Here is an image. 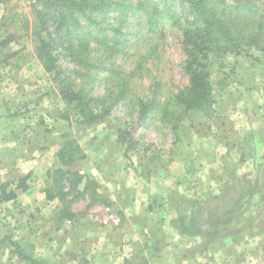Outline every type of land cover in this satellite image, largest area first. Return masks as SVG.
I'll list each match as a JSON object with an SVG mask.
<instances>
[{
    "label": "rangeland",
    "instance_id": "1",
    "mask_svg": "<svg viewBox=\"0 0 264 264\" xmlns=\"http://www.w3.org/2000/svg\"><path fill=\"white\" fill-rule=\"evenodd\" d=\"M33 1L0 0V107L5 105L9 115L4 121L16 127L14 135L23 143L21 154L29 157L19 166L8 167L9 188L16 189L20 169L24 174L28 172L27 187L18 189L14 200L0 202V264H30L18 255L16 247L27 254L26 250L34 246L35 256H49L43 261L35 258V264H85V257L76 250L83 248V241L88 245L90 237L94 240L98 230L110 234L109 246L114 254L122 241L120 233L124 226L132 222L146 224V206L151 200L156 203L159 194L168 199V204L182 210L183 206L190 209L194 206H189L183 197L199 198L200 202L208 199L209 204L212 195L222 191L225 196L218 201L219 205H236L241 201L250 209L252 219H258L264 212V50L259 53L252 50L250 56L228 53L213 59L210 66L213 111L211 114L182 111L177 117L176 131L163 124L158 129L150 124L142 127L135 115L128 116L127 130L139 140L129 145L127 141H119V126L111 117L97 124H83L75 105L60 95L52 76L36 56V38L31 32L35 18ZM236 1L227 0L230 4ZM254 3L259 8L258 16L264 19V0ZM26 19L29 27L25 25ZM12 34L15 39L11 43L1 44ZM181 36L179 29L170 26L150 34L138 46H135L138 36L135 41L125 39L123 45L111 50L115 53L114 64L120 65L118 73L109 71L99 60L106 53L99 55L97 61L102 67L92 69L90 93L94 97L103 96L111 84L114 88L123 77L128 78L133 98L150 96L158 92V87L167 94L185 87L188 77L183 68ZM127 42L130 46L126 48ZM131 47H137L138 54ZM122 109L120 102L112 113L124 117ZM65 139L80 144L84 157L75 168L86 180H92L90 189L106 203L91 205L89 197H82L84 183L75 190L68 189L75 214L72 219L60 218L63 205L55 209L56 201H52L59 200L58 197L47 204L41 198L37 207L30 202L31 192L45 188L47 182L50 184V179L42 175L45 170L60 166L56 154ZM160 200L161 203H156L159 211L156 218L163 219L161 212L166 205ZM134 205L137 207L132 211ZM106 206L117 213L122 223L125 221L122 230L117 228L122 223L100 221ZM42 208L46 209L43 213ZM138 209L142 211L134 213ZM175 211L169 212L170 218ZM240 213L237 207L232 215L238 218ZM203 216L204 221L213 217L209 210H204ZM89 228L93 233L87 231ZM73 251L77 252L76 261H71L68 255Z\"/></svg>",
    "mask_w": 264,
    "mask_h": 264
},
{
    "label": "trees",
    "instance_id": "2",
    "mask_svg": "<svg viewBox=\"0 0 264 264\" xmlns=\"http://www.w3.org/2000/svg\"><path fill=\"white\" fill-rule=\"evenodd\" d=\"M32 3L35 18L31 32L36 38V56L52 76L60 95L75 105L83 124L93 125L111 117L119 126L118 140L129 145L139 140L127 130L128 116L135 115L142 127L150 124L158 129L163 124L176 131L177 117L182 111L200 110L206 114L213 111L210 70L213 59L228 53L249 55L252 50L254 53L264 50V19L258 16L254 0H237L232 4L227 0H34ZM29 23L26 19L27 27ZM170 26L182 32L183 68L188 77L185 87L168 94L158 87V92L150 96L133 98L128 78L123 77L114 88L111 84L103 96L94 97L90 93L92 69L102 67L97 61L99 55L106 53L99 60L109 71L118 73L120 65L112 60L113 47L123 45L128 38L135 41L137 36L135 46H138L142 39ZM14 37L12 34L1 44L11 43ZM129 46L127 42L125 47ZM130 49L138 54L137 47ZM120 102L124 117L112 113ZM56 155L60 166L49 172L51 184L45 191L48 200L58 197L63 205L60 218L72 219L75 215L68 195L69 190H75L81 183L85 184L80 191L82 197H89L91 205H105V199L90 189L92 180H86L75 168L84 157L80 144L65 139ZM25 183L22 178L15 190L5 193L4 199L16 198V190H25ZM183 198L189 206L195 205L194 198ZM17 248L18 255L35 264L33 257Z\"/></svg>",
    "mask_w": 264,
    "mask_h": 264
},
{
    "label": "crops",
    "instance_id": "3",
    "mask_svg": "<svg viewBox=\"0 0 264 264\" xmlns=\"http://www.w3.org/2000/svg\"><path fill=\"white\" fill-rule=\"evenodd\" d=\"M2 104L4 105V103ZM8 116L5 105L4 107L1 106L0 202H5V193L10 189H14L9 188V183H11L9 182V176L11 174L8 167L19 166L21 162H25L29 158L24 153L21 154L20 149L23 143L18 136L14 135L17 132L16 127L12 126L10 121L8 123L4 121V118ZM9 118H12V116ZM2 172H6L7 175ZM49 172L48 169L45 170L42 177L50 179L51 184ZM19 174L24 176L20 177L19 175L17 182L25 178L28 172L24 174L20 169ZM47 183L45 188L31 192L32 200L30 202L33 201L34 206L37 207L41 198L42 203L46 201L47 204V201H50L47 199L45 191L50 186ZM18 193V190H16V197ZM138 194L140 195V193ZM157 196H159V200L157 199L156 203H161L160 199H163V204L166 205V208L163 207L161 212V218L163 219L156 218L159 213L158 207L155 201L151 200V204L146 206V224L132 222L130 226H124L125 230L120 233L122 241L118 245L119 247L116 248V253L112 254V247L109 246L111 243L110 234L103 233L101 230L96 231L95 236H93L94 240L91 237L89 238L88 245H86V241H83V248L76 251L83 254V257H85L84 263L88 264V259L89 264H96L97 262L98 264H264V212L259 215L258 219L254 220L250 209L240 203L241 201L236 204L237 206L229 203L219 205L218 201L225 196L222 191H217L212 195L210 201L215 202L213 205L208 206V199H203L205 201L201 200L200 202L199 198H194V203L199 201L200 205H194L191 209L183 206L182 210H179L178 206L168 204V199L165 200L161 194ZM170 197L173 196L170 195ZM52 201H56L53 207L58 209L61 204L59 200ZM46 204H42V206ZM135 207L137 206L134 205L132 211ZM237 207L242 212L238 218L232 215L233 210ZM43 210L46 209L42 208V213ZM171 210H176L175 216L172 218L169 217ZM204 210L212 212V219L204 221ZM141 211V209H138L134 213L137 214ZM165 212L166 214H164ZM215 215L218 217H215ZM123 224H125V221L117 228L122 230ZM87 231H91V228ZM91 232L93 233V231ZM37 246L40 247L39 244ZM124 250L126 251L123 252ZM61 252L65 253L66 250ZM77 252H68L71 261H76L75 255ZM26 253L34 260L36 258L43 261L49 257L38 258L35 256L37 254L35 246L26 250Z\"/></svg>",
    "mask_w": 264,
    "mask_h": 264
},
{
    "label": "built area",
    "instance_id": "4",
    "mask_svg": "<svg viewBox=\"0 0 264 264\" xmlns=\"http://www.w3.org/2000/svg\"><path fill=\"white\" fill-rule=\"evenodd\" d=\"M100 221L104 224H114L119 225L121 223V218L117 215V213L110 207L106 206L103 208V213L100 217Z\"/></svg>",
    "mask_w": 264,
    "mask_h": 264
}]
</instances>
